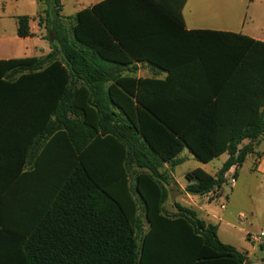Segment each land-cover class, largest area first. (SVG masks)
I'll return each mask as SVG.
<instances>
[{"label": "trees", "instance_id": "1", "mask_svg": "<svg viewBox=\"0 0 264 264\" xmlns=\"http://www.w3.org/2000/svg\"><path fill=\"white\" fill-rule=\"evenodd\" d=\"M38 1L60 56L0 61V264H245L217 225L165 211L164 165L228 154L215 176L187 174L205 197L256 153L264 43L187 31V0H105L69 20L63 0ZM138 63L158 74L136 77Z\"/></svg>", "mask_w": 264, "mask_h": 264}, {"label": "rangeland", "instance_id": "2", "mask_svg": "<svg viewBox=\"0 0 264 264\" xmlns=\"http://www.w3.org/2000/svg\"><path fill=\"white\" fill-rule=\"evenodd\" d=\"M254 3H251L250 0H194L192 5L195 10L204 15L206 22H211L214 25L234 22L238 17L244 15L250 4L251 8L257 5L258 0H255ZM63 4L65 6L64 15H70L74 10L73 5L76 4V1L63 0ZM23 12L29 13L31 11L24 9ZM144 75L149 76L151 73L146 72ZM256 150H264V141L259 143ZM180 157L184 161L175 167L174 177L179 184L187 185V174L196 169H202L214 176L219 172L228 155L223 154L209 163H203L186 149ZM166 172L169 181V197L164 209L169 214H176V206L178 204L190 206L191 198L187 195V188L182 189L171 176L172 169L168 168ZM131 183L134 185V177L131 179ZM222 189L223 192L216 190L217 194L220 195L221 192L223 195L219 201H214L212 205L213 212L221 218L218 223V236L224 244L234 246L245 252L246 250L250 251L252 244L249 242V237L260 234L264 229V174L257 171L256 159L252 163V157H248L245 163L237 168L236 184L231 186L228 182ZM214 194L211 197L217 196ZM200 199L204 201V197ZM218 202L225 203L226 208L222 210ZM138 204V215L143 224V231H146L148 224L144 217L143 207L140 202ZM199 214L201 217L204 216V213L199 212ZM263 257L264 249L257 247L256 252L248 257V262L249 264H264L261 260Z\"/></svg>", "mask_w": 264, "mask_h": 264}, {"label": "crops", "instance_id": "3", "mask_svg": "<svg viewBox=\"0 0 264 264\" xmlns=\"http://www.w3.org/2000/svg\"><path fill=\"white\" fill-rule=\"evenodd\" d=\"M75 1L76 4L73 5L74 10L70 15H64L65 6L63 4L61 15L66 20L73 19L82 10L90 9L96 4L105 0ZM250 1L251 3L255 4V0ZM193 2L194 0H187L182 9V16L187 31L210 30L224 33H233L264 43V0H258V4L253 6L252 8L250 4L247 7V11L244 13V15H241L232 23L227 22L224 24L218 23L214 25H212L211 22H206L204 20V15L194 9L192 5ZM24 9H29L31 12H23ZM43 9V5L38 0H0V61L25 58L40 59L48 56L54 49L58 53V56H60L59 46L56 44L52 33H50V31L47 30L44 25H40L39 23L38 15L40 14V12H42ZM21 16L31 17L30 28L33 36L26 38H21L18 36L17 18ZM137 68L138 70L136 77L138 78H154L155 75L158 74L157 70L152 69L148 64L138 63ZM146 72L151 73V75H144ZM165 76V73H159L158 78L163 79ZM180 155L178 156V160L180 161L178 165L182 164L184 161L180 157ZM249 157H252V163L256 159L257 171H260L264 174V150H256V153L250 155ZM175 167H172L169 164L164 165V171H167L168 168L172 169V172L170 174L174 179L175 177L173 171ZM177 184L180 185L182 189H185L188 186V184H179L178 182ZM220 190L223 192L222 188ZM214 193L217 194V191H214L212 194L205 196L203 201L202 199H200L201 197L190 195L187 192L188 197L191 198V205L181 206L194 210L200 219H203L208 223L217 225L219 231L218 223L221 221V218L217 216L215 212H213L212 205L214 201H219L221 199V196L218 193L216 197H211V195H213ZM218 203L219 205L221 204V202ZM176 209L177 206L175 210ZM199 212L204 213V216L201 217ZM258 248L264 249V247ZM256 249L257 247L252 245V250H246V252L248 253V257L252 253L254 254L256 252ZM261 260L264 262V257ZM245 264H249V262L247 261Z\"/></svg>", "mask_w": 264, "mask_h": 264}, {"label": "built area", "instance_id": "4", "mask_svg": "<svg viewBox=\"0 0 264 264\" xmlns=\"http://www.w3.org/2000/svg\"><path fill=\"white\" fill-rule=\"evenodd\" d=\"M237 168L238 166H234L225 174L226 183L229 182L231 186H234L236 184ZM220 196H221V192H220ZM220 208L224 210L226 208L225 203H221ZM249 242L253 246L264 247V229L261 231L260 234L249 237Z\"/></svg>", "mask_w": 264, "mask_h": 264}]
</instances>
